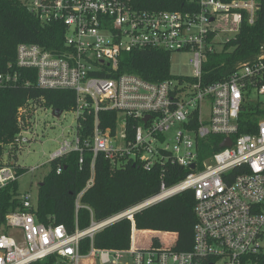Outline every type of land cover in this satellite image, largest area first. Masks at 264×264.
Returning <instances> with one entry per match:
<instances>
[{
    "label": "built area",
    "instance_id": "2783aa9c",
    "mask_svg": "<svg viewBox=\"0 0 264 264\" xmlns=\"http://www.w3.org/2000/svg\"><path fill=\"white\" fill-rule=\"evenodd\" d=\"M16 1L41 26L64 27L60 54L20 43L11 62L5 60L0 44V88L29 87L34 75L37 89L74 93L75 107L68 111L73 114V126L62 132L46 164L76 152L82 166L85 155L89 156L90 176L76 198L75 210L93 184L98 156L114 169L137 164L150 172L171 164L189 172L170 187L161 181L156 195L103 221H95L90 211L89 225L85 229L76 225L72 233L62 225L40 223L35 214L37 197L30 191L20 193L18 188L14 199L19 205L0 223V264H80L92 255L103 264L125 260L130 264H263L264 113L248 121L245 118L250 132L240 133L239 127L248 107L264 110V52L239 64L227 79L201 84L206 56L221 51L243 23L253 25L258 2L198 0L195 11L148 12L132 10L127 0ZM220 33L232 36L222 42ZM140 49L189 53L192 75L160 83L118 75L121 53ZM53 111L39 99H28L17 109L18 132L3 145L0 206L2 191L28 171L18 165L19 157L39 143L38 130L51 128L46 113L53 119L67 113L56 118ZM109 111L116 119L111 122L106 117L109 125L102 127L99 113ZM88 117L92 127L85 137ZM211 136L220 137V144L229 139L231 145H219L217 152L200 162V142ZM21 170L26 172L19 175ZM60 172L57 167L56 173ZM186 190L194 194L196 218L189 251L173 248V234L136 229L134 214ZM122 219L131 222L129 247L94 248V235ZM84 239L90 241L86 254L81 253Z\"/></svg>",
    "mask_w": 264,
    "mask_h": 264
},
{
    "label": "trees",
    "instance_id": "16d2710c",
    "mask_svg": "<svg viewBox=\"0 0 264 264\" xmlns=\"http://www.w3.org/2000/svg\"><path fill=\"white\" fill-rule=\"evenodd\" d=\"M260 6L253 25L242 24L239 32L226 42L217 53L206 56L202 66L201 84L206 86L227 79L241 63L254 60L264 52V0H256ZM132 10L148 12H186L197 9L198 0H127ZM64 27L62 24L41 26L38 21L16 0H0V44L5 60H14V50L20 43L36 44L60 54L64 50ZM28 74V72H27ZM132 74L151 83H160L174 78L170 74V54L150 49L122 52L118 62V75ZM30 77V74L28 75ZM29 87L0 88V164L3 145L9 144L18 132L16 124L17 109L28 99H39L46 107L68 112L75 107L74 93L68 90H40L35 85L34 75L30 77ZM181 82L182 79H179ZM264 110L248 107L244 120L262 116ZM115 121L114 112H100V125L104 127L105 118ZM246 120L239 127L240 133L251 131ZM85 132L90 135L92 118L85 120ZM221 138L209 137L200 142L198 160L207 159L219 150ZM79 155L72 152L50 163L48 173L37 187L36 218L44 225H62L72 233L77 225L85 229L90 223V211L95 221H103L116 213L127 210L159 192L161 181L167 187L183 180L189 172L176 165L167 164L163 169L154 168L147 172L137 164H128L114 169L102 157L95 161L94 180L75 202L89 179L90 158L85 155V163L78 165ZM57 167L61 168L59 174ZM21 170L18 174H23ZM41 184V185H40ZM18 190L15 182L2 191L0 223L4 215L16 208L19 203L14 199ZM195 199L191 190L183 191L166 200L156 203L133 215L137 230L173 234L176 241L173 248L187 252L191 249ZM131 222L127 219L105 227L94 235L93 247L101 250H125L129 247ZM90 248L89 239L81 242V253ZM264 264V255L262 256Z\"/></svg>",
    "mask_w": 264,
    "mask_h": 264
},
{
    "label": "rangeland",
    "instance_id": "374dc122",
    "mask_svg": "<svg viewBox=\"0 0 264 264\" xmlns=\"http://www.w3.org/2000/svg\"><path fill=\"white\" fill-rule=\"evenodd\" d=\"M232 36L231 34L220 33L219 37L224 41V39ZM221 49V46L218 50ZM191 59V54L189 53H173L170 55V74L172 76H182L190 77L192 75V68L190 66L189 60ZM261 99H263L261 97ZM46 121L51 125V128L46 131H39V143H33L30 147L29 153L22 154L17 163L21 167L27 169L28 171L20 176L18 180L19 192L23 193L25 191H30L33 198L37 196V187L43 177L48 173L49 166L46 164L50 154H52L59 146V142L62 140V132L66 133L71 126H73V114L67 112L64 118L53 119L50 113H46ZM40 166L34 172H30L29 169L33 167ZM124 212V211H122ZM120 212V213H122ZM116 213L114 215H118ZM80 264H103L100 259L92 255L86 259H83ZM105 264H113L105 263ZM118 264H130L128 260L119 262Z\"/></svg>",
    "mask_w": 264,
    "mask_h": 264
},
{
    "label": "water",
    "instance_id": "95a60500",
    "mask_svg": "<svg viewBox=\"0 0 264 264\" xmlns=\"http://www.w3.org/2000/svg\"><path fill=\"white\" fill-rule=\"evenodd\" d=\"M52 114L56 117V118H59L60 114H61V111L59 110H54L52 112ZM231 145V141L229 139H225L221 144H220V148H224V147H229ZM191 169L194 168V165L192 164L190 166ZM41 185V184H40Z\"/></svg>",
    "mask_w": 264,
    "mask_h": 264
},
{
    "label": "crops",
    "instance_id": "0c3cea01",
    "mask_svg": "<svg viewBox=\"0 0 264 264\" xmlns=\"http://www.w3.org/2000/svg\"><path fill=\"white\" fill-rule=\"evenodd\" d=\"M37 197V196H36Z\"/></svg>",
    "mask_w": 264,
    "mask_h": 264
}]
</instances>
